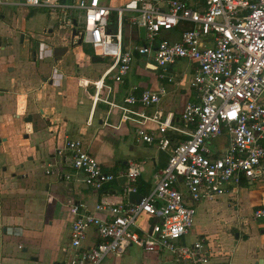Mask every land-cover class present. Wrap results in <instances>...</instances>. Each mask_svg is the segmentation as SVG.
Returning a JSON list of instances; mask_svg holds the SVG:
<instances>
[{
	"label": "crops",
	"instance_id": "0c3cea01",
	"mask_svg": "<svg viewBox=\"0 0 264 264\" xmlns=\"http://www.w3.org/2000/svg\"><path fill=\"white\" fill-rule=\"evenodd\" d=\"M77 1L64 0L68 4ZM127 1L101 0L112 10L109 31L117 26L113 13ZM153 1L160 11H168L167 0ZM188 2L197 5L193 0ZM69 12L71 15L61 9L30 7L24 0H4L0 5V264H66L62 251L70 242L72 202L101 217L109 212L97 211L98 204L130 202V193L124 191L128 183L124 175L101 190L88 187L70 158L57 152L66 140H82L104 169L115 174L138 162L142 174L136 188L143 196L155 188L170 157L171 152L162 150L157 139L153 143L138 139L139 125L123 121L119 109L102 101L94 104L96 83L107 67L91 60L95 55L92 44L79 45V39H73L82 11ZM134 16V12L123 13L128 48L145 42ZM190 27L191 22L182 21L172 30L162 31L160 38L178 41ZM153 61L151 56L137 54L123 81L112 77L104 80L101 95L120 103L132 90L140 94L145 89L164 88L159 104L148 108L137 105V109L171 114L175 124L184 127V107L197 98L191 86L195 64L185 59L171 64L170 80L145 66ZM29 114L32 120L26 121ZM147 127L155 137L161 136L154 124ZM168 134L181 136L173 131ZM178 140L182 138L175 137L176 144ZM228 143L224 132L211 140L210 148L219 156ZM66 174L71 177L64 178ZM259 207H264L263 179L243 177L240 184L230 183L225 194L197 204L194 226L183 243L205 239L210 252L208 264H264V219L253 216ZM152 221L143 215L141 224L149 230ZM96 240L95 231L89 230L84 247ZM109 257L102 264H191L136 245L123 256Z\"/></svg>",
	"mask_w": 264,
	"mask_h": 264
},
{
	"label": "built area",
	"instance_id": "2783aa9c",
	"mask_svg": "<svg viewBox=\"0 0 264 264\" xmlns=\"http://www.w3.org/2000/svg\"><path fill=\"white\" fill-rule=\"evenodd\" d=\"M193 1L197 5L191 6L188 0H167L168 11L162 12L153 0H128L117 10L115 31H109L112 10L101 0L71 4L64 0H24L27 6L61 9L66 14L74 9L82 11V26L77 27L75 37L92 44L95 55L111 59L96 83L94 104L102 101L119 109L123 121L139 125L138 139L148 143L157 139L162 150L171 152L155 188L141 202L98 204L96 210L108 211L107 217L88 212L83 204H70V242L62 251L66 264H102L109 255L123 256L134 245L170 254L176 262L208 264L210 252L205 239L183 243L194 226L197 204L225 194L230 183L240 184L243 177L264 180V0ZM3 3L0 0V5ZM125 11L134 12L133 22L145 28V42L130 48L124 42ZM182 21L191 22L192 27L183 31L180 40L160 38L162 31L172 30ZM108 46H113L112 50ZM137 54L151 56L154 61L145 66L170 80L171 64L181 59L195 64L191 86L197 98L184 107V127L176 125L171 114L137 109V105L148 108L159 104L164 88L145 89L140 94L132 90L120 103L101 95L104 80L112 77L123 81ZM149 123L156 126L160 137L149 132ZM169 131L187 138L173 145ZM224 132L229 137L228 147L216 156L210 142ZM57 152L70 158L72 167L83 173L91 189L101 190L124 175L128 180L125 193L137 192L136 183L142 174L138 162H131L119 174L109 172L79 139L66 140ZM180 186L187 188V193ZM143 215L153 218L149 230L137 222ZM253 216L264 219V207L257 208ZM91 229L97 240L87 248L84 242Z\"/></svg>",
	"mask_w": 264,
	"mask_h": 264
},
{
	"label": "water",
	"instance_id": "95a60500",
	"mask_svg": "<svg viewBox=\"0 0 264 264\" xmlns=\"http://www.w3.org/2000/svg\"><path fill=\"white\" fill-rule=\"evenodd\" d=\"M75 25H77V22L75 21ZM140 33H141V37L144 39L145 38V28L141 27L140 28ZM77 35V28L74 29L73 31V39L75 38V36ZM83 43V39L79 38L78 40V44L81 45ZM91 60L93 62H100L104 60V57L99 56V55H93L91 56ZM32 120V115L29 114L26 118V121H31ZM143 195L138 193V192H131L129 194V200L130 202H135V203H139L141 202V200L143 199Z\"/></svg>",
	"mask_w": 264,
	"mask_h": 264
},
{
	"label": "rangeland",
	"instance_id": "374dc122",
	"mask_svg": "<svg viewBox=\"0 0 264 264\" xmlns=\"http://www.w3.org/2000/svg\"><path fill=\"white\" fill-rule=\"evenodd\" d=\"M82 25L80 24V27H81ZM71 59L73 60V57H71ZM101 64H102V66H104V67H108L110 64H111V59L110 58H104V60L103 61H101ZM144 72H146V71H143V73ZM180 188H181V190H183L184 192H186L187 193V188H185V187H183V186H180ZM141 221H142V216H140L139 218H138V220H137V222L138 223H141ZM150 225V224H149ZM110 256V255H109ZM108 256V258H106L103 262H105V261H107L108 259H110V257Z\"/></svg>",
	"mask_w": 264,
	"mask_h": 264
},
{
	"label": "trees",
	"instance_id": "16d2710c",
	"mask_svg": "<svg viewBox=\"0 0 264 264\" xmlns=\"http://www.w3.org/2000/svg\"><path fill=\"white\" fill-rule=\"evenodd\" d=\"M114 14V17H113V20H115L116 18H117V13L115 12V13H113ZM143 42V41H142ZM144 43V42H143ZM171 138H172V143H173V145H175L176 143H175V137H179V138H182V139H186L187 138V136H185V135H181V136H174V135H169Z\"/></svg>",
	"mask_w": 264,
	"mask_h": 264
},
{
	"label": "bare ground",
	"instance_id": "6f19581e",
	"mask_svg": "<svg viewBox=\"0 0 264 264\" xmlns=\"http://www.w3.org/2000/svg\"><path fill=\"white\" fill-rule=\"evenodd\" d=\"M97 48H98V51H102V48H101L100 45H98ZM112 48H113V46H108V49L109 50H112Z\"/></svg>",
	"mask_w": 264,
	"mask_h": 264
}]
</instances>
